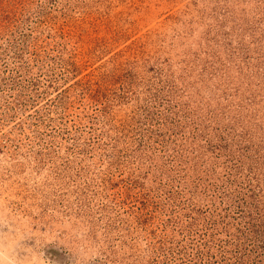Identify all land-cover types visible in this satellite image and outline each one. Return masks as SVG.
Instances as JSON below:
<instances>
[{
    "label": "rangeland",
    "instance_id": "1",
    "mask_svg": "<svg viewBox=\"0 0 264 264\" xmlns=\"http://www.w3.org/2000/svg\"><path fill=\"white\" fill-rule=\"evenodd\" d=\"M0 264H264V0H0Z\"/></svg>",
    "mask_w": 264,
    "mask_h": 264
}]
</instances>
